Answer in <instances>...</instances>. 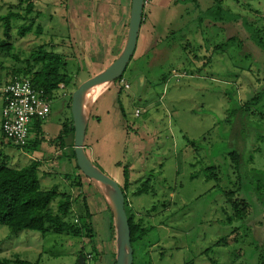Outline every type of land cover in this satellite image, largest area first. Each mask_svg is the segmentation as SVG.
<instances>
[{
  "label": "rangeland",
  "instance_id": "obj_1",
  "mask_svg": "<svg viewBox=\"0 0 264 264\" xmlns=\"http://www.w3.org/2000/svg\"><path fill=\"white\" fill-rule=\"evenodd\" d=\"M31 1L35 8L28 15V0H0V44L9 45V50L0 47V88L7 73L28 69L31 55L42 45L66 60L70 83L55 92L48 119L32 129L30 140L37 145L30 154L46 160L50 169L59 165L64 177L74 178L77 169L70 163V159L76 163L74 145L68 147L67 142L63 157L54 161L50 140L56 143L54 148L66 145L59 136L72 119L74 89L112 63L91 64L73 42L74 33L67 30L70 0ZM214 6L215 0H171L169 7L154 10L145 5L148 22L143 39L124 73L131 90L110 84L91 113L87 153L93 152L94 165L122 187L128 173L131 204L149 229L137 244L141 253L136 264H264V203L255 184L245 178L252 169L264 171V51L250 32L251 28L264 42V0H223L228 18L238 15V21L216 22L212 16L199 24L202 12ZM10 14L23 18L11 20L13 29L7 37L4 17ZM30 24L31 32L20 36L23 25ZM233 37L237 40L228 43ZM97 65L101 68L96 71ZM253 97L259 98L258 103L242 109L241 101ZM114 106L122 135L109 141L96 124L99 118L107 119L108 112L112 118ZM95 134L101 139L90 149ZM233 152L242 158L240 175L232 168ZM19 153L0 131V164L7 155H16L9 167L31 163ZM210 166L218 169V181L205 179ZM56 180L62 192L70 193L67 183ZM147 181L151 194L134 196ZM230 197L249 203L247 218L229 220ZM94 229L89 244L84 238L34 231L14 236L0 226V264L6 260L16 264L18 249L23 260L40 259V264H78L81 253L89 249L85 264H108L103 253L108 252V237L101 227ZM221 239L225 242L218 244Z\"/></svg>",
  "mask_w": 264,
  "mask_h": 264
},
{
  "label": "trees",
  "instance_id": "obj_2",
  "mask_svg": "<svg viewBox=\"0 0 264 264\" xmlns=\"http://www.w3.org/2000/svg\"><path fill=\"white\" fill-rule=\"evenodd\" d=\"M28 2L29 5L27 8V13L30 15L32 10L35 8V3H33L31 0H28ZM222 3L223 0H215L214 7L208 9L206 12H202L198 19L199 24H204V21L206 22L207 19H211L212 16L216 17H212L216 22H222L224 18L228 19L226 23L232 22L233 20L238 21L240 18L238 15H233L232 17L228 18L226 15L228 11L222 7ZM22 18L23 17L16 14H10L9 16L4 17L5 35L7 37H10V32L13 29L11 20H21ZM31 24L27 27H25L26 25H23L22 29L19 30L20 36L25 37L31 32ZM40 30L41 29H39V33ZM250 32L252 40L261 50L264 51V42L261 38H259L258 33L254 32L251 28ZM235 40H237V38L233 37L228 40V43ZM2 44L3 46H7V50H9V45L6 43V41H2L0 47H3ZM221 48H223V46L219 45L218 49ZM67 66L68 63L64 58H62L61 55L47 50V46L42 45L33 55H31L30 60L28 61V69H14L11 74L7 73V75H5V77H9L10 79L6 84L12 81L16 76L27 77L32 81L33 86L37 90L43 91L45 96H47L52 101L55 92L63 87H67L70 83ZM123 78L124 75L121 77V79ZM120 80L117 82L120 83ZM121 89L123 90L124 88ZM258 101V97H253L252 99L247 98L245 101H241L242 109H247L249 106H253L258 103ZM42 122L44 121L38 120L32 123L30 135L32 129L36 127L40 128ZM63 126L64 127L59 136L60 142H63L64 139L68 137V135L74 134L75 132L73 127V119ZM30 135L27 145L23 148L17 147L12 143L9 144L18 150L32 151L31 147H36L37 144L30 141ZM8 161V157L5 156V161L3 159L0 164V226L8 228L11 232V235H17L23 231H34L39 232L43 236L48 234H56L79 238L87 237L90 240L95 237L93 233V225L91 223V215L86 203H84V210L82 211V214L79 212L78 216H74L75 201H73L70 194L61 193L57 187H54L50 190L42 189L39 178L42 166L41 162L34 161L30 165L23 168H12L9 167ZM231 161L232 168L234 169L235 173L240 175L242 168L241 155L238 152H233L231 154ZM75 167L77 170H79L77 165ZM204 176L207 181H211L213 179L218 181V169L214 166H210L205 169ZM192 178H196V176H193ZM245 178L249 179L255 184V191L264 203V171L252 169L248 174L245 175ZM148 183L149 182L147 181L137 187L133 192V195L140 196L151 194L152 189H150ZM131 185L132 183L130 181V177L128 173H126L125 183L122 189L125 193V210L131 230V243L134 252L133 264H136V257L138 255L137 253H141V247H137V244L141 242L149 229L146 227L143 220L137 218L134 212L131 200L128 195ZM78 186H80V183H78ZM233 193L234 192H231L230 194ZM227 202L230 203L229 205L231 206L232 210V216L229 217L230 221L235 217L238 219H244L248 217L247 215L251 207L244 198L236 200L230 197ZM54 203L55 206H53ZM108 210L112 216L111 229L115 233L114 217L109 206ZM152 210H156V208L154 207ZM222 242H225V239L219 240L218 244H221ZM135 245L137 247V251L135 250ZM94 246L95 245H93V247ZM93 252H95V250H93ZM81 255L86 259V255L83 252ZM7 262L9 261L6 260L2 263L6 264ZM15 263L40 264V259L31 263L18 258ZM114 264H116V256L114 258Z\"/></svg>",
  "mask_w": 264,
  "mask_h": 264
},
{
  "label": "crops",
  "instance_id": "obj_3",
  "mask_svg": "<svg viewBox=\"0 0 264 264\" xmlns=\"http://www.w3.org/2000/svg\"><path fill=\"white\" fill-rule=\"evenodd\" d=\"M70 1L72 3H71L70 13L67 12V14H69L68 15L69 18H67L68 19L67 30L69 29L74 33L75 39L73 40V42L78 44L79 50L82 49V51L80 50V52L83 55L90 58L91 64L92 62H100V64L102 65L113 63L117 59V57L120 55V53L122 52L125 46V42H126L127 34H128L132 0H70ZM170 4H171V0H147L146 5L149 7L151 6V8L154 10L158 8H167L169 7ZM147 22H148V15L144 14L143 24L141 26L137 48L138 46H140V43L143 39L144 33H141V32H142L143 27L147 24ZM144 32L149 34L148 29H145ZM137 48H136V51H137ZM104 55H108V58H106ZM96 59H99V60H96ZM86 62L88 61H85L84 63ZM95 67H97L96 71L101 68L100 65H97ZM9 80H10L9 77H6L4 86ZM109 86L110 85L103 87V89L98 93L93 109L95 105L97 104L101 94L107 88H109ZM3 87L0 88L1 95H2L1 91ZM61 89H66V87H63ZM76 89H74V91ZM130 90H131V87L128 91ZM2 97H3V100L0 102V131H1V122H2V110L4 107V96L2 95ZM131 100H132L131 102L133 103L134 98H132ZM93 109H92V112H93ZM117 111H118L117 108L114 106L113 107L114 114L112 118H110L111 117L109 115L110 112H108L106 115L107 119L99 118L96 124L97 129H101V128L104 129V132H103L104 138L109 141H111V138L116 134L117 135L120 134L119 136L122 135L120 120L116 118ZM137 111L139 110H136V112ZM98 114L100 115V113ZM49 126L50 125H48L47 128ZM100 139L101 138L98 135L96 134L93 135V140H91L89 143L90 149H93V145L95 143H99ZM65 140H66V145H62L60 149L54 148L53 146L56 145V143H53L52 140H50V146H52V148L51 150H49V153H52V149H55L54 153L57 157L56 159H54V161L57 160L58 157H63L64 155L63 153L67 149V142H68V147L71 145H74L73 144L74 134L68 135V137ZM46 143L49 144V142H46ZM19 151H20L19 154L22 156V158L23 157L27 158L28 160L31 161V163L34 161L41 162L42 166H41L39 178H40V183H41V187L43 190H50L54 187H57L61 193H67L71 195L73 201H75L74 203V214L75 215L74 216H78L79 212L80 214H82V211L84 210L83 209L84 203H86L89 209L90 215H91V223L93 225V229L95 225L98 227V229L101 227L105 233V236L108 237V240H109L108 252L107 253L103 252V253L107 255V263L113 264L114 258L116 256V251H117L116 234L111 229L112 216L108 210V203L106 199L103 197V195L101 194V192L99 191V189L95 185H93L89 180L83 177V175L80 173L79 170H77L76 172L73 171L74 178L73 176H71V178H69L68 176L64 177L63 176L64 173L61 172L59 165H58L57 170H56L57 165H55V169H50L48 168L46 160H43V159L37 160L35 157H33V155L30 154V151H26V150L25 151L19 150ZM86 152H87V146H86ZM94 155L95 154L93 152L88 154L89 158L92 161H94L93 160ZM15 156L7 155L9 161L12 160ZM21 156L19 157L21 158ZM51 161L52 160H49V163ZM70 163L72 167L76 166V163H75V166L73 165L71 159H70ZM30 164H27L26 166ZM55 178L60 179L62 182L67 183L70 186V190H69L70 193L62 192L59 186H57V182H56L57 180ZM78 183H80V186H78ZM124 183H125V180H124ZM106 216L109 217L108 222H107ZM21 233L14 235V236H19ZM93 233L94 235H96L95 229L93 230ZM84 239L86 243H89V244L92 243L89 238L84 237ZM95 247H98V246L95 245ZM91 251L92 250L84 249L83 253L85 255H90ZM37 255L41 256L42 253H40L39 251ZM17 258L23 260L20 256L19 249H18ZM86 263L88 262L86 261Z\"/></svg>",
  "mask_w": 264,
  "mask_h": 264
},
{
  "label": "water",
  "instance_id": "obj_4",
  "mask_svg": "<svg viewBox=\"0 0 264 264\" xmlns=\"http://www.w3.org/2000/svg\"><path fill=\"white\" fill-rule=\"evenodd\" d=\"M146 0H132L128 34L125 46L117 59L103 72L82 83L72 94L71 114L74 127V152L76 165L80 173L95 185L106 199L114 217V227L117 242L116 264H133L134 252L131 243V230L125 210V193L122 187L113 179L103 174L89 158L86 152L85 140L93 106L86 116L82 106L84 94L97 86L103 87L118 83L132 60L140 36ZM120 88V86H118ZM121 89V88H120ZM98 92V93H99ZM98 95V94H97ZM97 97V96H96ZM78 264H85L81 255Z\"/></svg>",
  "mask_w": 264,
  "mask_h": 264
},
{
  "label": "built area",
  "instance_id": "obj_5",
  "mask_svg": "<svg viewBox=\"0 0 264 264\" xmlns=\"http://www.w3.org/2000/svg\"><path fill=\"white\" fill-rule=\"evenodd\" d=\"M119 84L120 88L130 89L125 78ZM1 92L4 96L1 132L8 143L23 148L28 143L32 123L48 119L52 101L27 77H14Z\"/></svg>",
  "mask_w": 264,
  "mask_h": 264
},
{
  "label": "bare ground",
  "instance_id": "obj_6",
  "mask_svg": "<svg viewBox=\"0 0 264 264\" xmlns=\"http://www.w3.org/2000/svg\"><path fill=\"white\" fill-rule=\"evenodd\" d=\"M102 86H97V87H94L90 90H88L83 98H82V106H83V110H84V113L85 115L87 116L89 114V111L91 109V106L99 92V90L101 89Z\"/></svg>",
  "mask_w": 264,
  "mask_h": 264
}]
</instances>
